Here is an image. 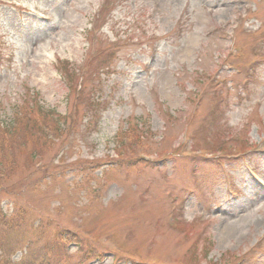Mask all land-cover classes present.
<instances>
[{
    "label": "rangeland",
    "instance_id": "1",
    "mask_svg": "<svg viewBox=\"0 0 264 264\" xmlns=\"http://www.w3.org/2000/svg\"><path fill=\"white\" fill-rule=\"evenodd\" d=\"M21 108L65 129L0 184V264H264V0H0L23 167Z\"/></svg>",
    "mask_w": 264,
    "mask_h": 264
},
{
    "label": "trees",
    "instance_id": "2",
    "mask_svg": "<svg viewBox=\"0 0 264 264\" xmlns=\"http://www.w3.org/2000/svg\"><path fill=\"white\" fill-rule=\"evenodd\" d=\"M63 64L62 69L66 70V76L68 81H73V76L77 73L74 71L73 73L69 72L68 68ZM78 87V86H77ZM22 108L14 114L9 120L3 121L1 125H3V130L7 135H15L19 134L18 141L20 144L26 146L28 144L34 145L32 151L30 152L29 160L26 164H23L21 167L15 155L25 153L24 150L21 151V148L16 147L14 149V144L8 145V140H5L0 147L2 150L4 147H9L11 150H14V155L8 156L5 158L4 156H0V184L2 181H6L7 179L13 178L16 175V172L21 170V168L26 169L27 166L33 164L34 160L39 156L38 146H47V144H51L57 137H61L64 134L65 122L64 118L61 115H54L55 111L50 110L48 108H40V114H33L30 110L25 109L21 112ZM138 132L136 133V136ZM141 135L139 134V140H141ZM2 135H0V142L2 139ZM133 144L131 145V148ZM27 152V153H28ZM20 216L17 218L18 221L14 220L9 216L8 211L2 209L0 206V223L3 229L8 232H17L22 228L24 220V211L18 210L17 212ZM33 264V263H32Z\"/></svg>",
    "mask_w": 264,
    "mask_h": 264
}]
</instances>
